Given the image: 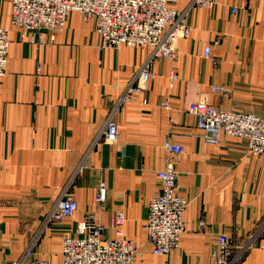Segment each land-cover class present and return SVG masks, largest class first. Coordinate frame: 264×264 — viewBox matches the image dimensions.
Wrapping results in <instances>:
<instances>
[{
  "label": "crops",
  "instance_id": "1",
  "mask_svg": "<svg viewBox=\"0 0 264 264\" xmlns=\"http://www.w3.org/2000/svg\"><path fill=\"white\" fill-rule=\"evenodd\" d=\"M189 2L172 6L181 11ZM214 2L212 9L190 10V32L173 59L150 63L145 87L114 115L117 141L94 143L150 48H103L94 22L77 12L62 30L46 34L50 41L22 42L11 0H0V27L9 38L0 77V264L22 256L66 187L77 209L43 229L35 249L49 264H62L63 238L75 235L77 220L88 214L105 238L114 237L117 211L125 213L124 235L141 252L134 264H217L221 233L235 247L249 246L242 264H264V154L248 153L243 139L226 134L219 143L205 141L187 110L189 102L205 100L264 116V0ZM167 143L184 151L173 154ZM167 162L187 200L185 232L176 250L159 255L145 220L149 199L159 193L156 172ZM101 181L104 206L95 201Z\"/></svg>",
  "mask_w": 264,
  "mask_h": 264
},
{
  "label": "built area",
  "instance_id": "2",
  "mask_svg": "<svg viewBox=\"0 0 264 264\" xmlns=\"http://www.w3.org/2000/svg\"><path fill=\"white\" fill-rule=\"evenodd\" d=\"M176 0H11V23L19 29V40L29 43L50 41L46 34L62 30L71 12H77L86 21L92 20L95 31L101 39L100 46L117 49L126 45L149 47L150 54L138 74L124 88L116 101L109 107L104 127L94 143L103 138L114 143L118 139V128L114 115L120 106L140 92L150 78V63L159 58L173 59L176 44L190 32L187 15L194 7L212 9L214 0H190L181 11L172 6ZM235 13L236 8H231ZM9 49L8 30L0 27V77L6 73ZM209 48H205L208 55ZM176 73L171 72V78ZM213 90H218L214 87ZM189 113L196 119V125L203 132V139L219 143L221 134L243 139L247 152L264 154V116L235 112L218 108L205 100L189 102ZM166 149L181 154L184 147L167 143ZM159 193L149 199L145 229L154 254H169L179 247L180 237L185 232L183 212L187 200L178 191L177 173L170 162L156 172ZM95 201L104 206L107 202L106 185L99 182ZM77 202L66 187L62 196L44 215L41 230L35 233L22 256L12 264H49L37 257L35 249L40 235L49 224L72 216ZM125 213L117 211L110 220L114 237L105 238L103 228L88 214L77 220L76 234L65 236L61 246L62 264H134L141 256L139 246L124 235L122 226ZM219 259L217 264H242L248 245L235 247L221 233L217 236Z\"/></svg>",
  "mask_w": 264,
  "mask_h": 264
}]
</instances>
